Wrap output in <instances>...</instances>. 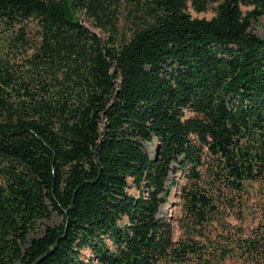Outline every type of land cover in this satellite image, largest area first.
Instances as JSON below:
<instances>
[{
	"label": "trees",
	"instance_id": "16d2710c",
	"mask_svg": "<svg viewBox=\"0 0 264 264\" xmlns=\"http://www.w3.org/2000/svg\"><path fill=\"white\" fill-rule=\"evenodd\" d=\"M262 15L0 0V264H264Z\"/></svg>",
	"mask_w": 264,
	"mask_h": 264
},
{
	"label": "rangeland",
	"instance_id": "374dc122",
	"mask_svg": "<svg viewBox=\"0 0 264 264\" xmlns=\"http://www.w3.org/2000/svg\"><path fill=\"white\" fill-rule=\"evenodd\" d=\"M247 6H244V9H247ZM194 15L198 16H211L213 12L208 11V12H196L192 11ZM253 28L254 30L264 36V15L260 16L258 19L253 20ZM156 142H147L146 146L151 154H154L156 151ZM179 201L180 197L178 195V189L177 187L173 188V192L171 193L169 197V201L163 204L162 206V211L167 212L170 215H176L179 211ZM62 221V216L59 215L58 213H54L53 217L51 219H44V225L45 224H56L60 223Z\"/></svg>",
	"mask_w": 264,
	"mask_h": 264
}]
</instances>
